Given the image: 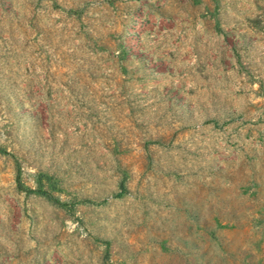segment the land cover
Returning <instances> with one entry per match:
<instances>
[{
    "label": "rangeland",
    "instance_id": "rangeland-1",
    "mask_svg": "<svg viewBox=\"0 0 264 264\" xmlns=\"http://www.w3.org/2000/svg\"><path fill=\"white\" fill-rule=\"evenodd\" d=\"M77 262L264 264V0H0V264Z\"/></svg>",
    "mask_w": 264,
    "mask_h": 264
},
{
    "label": "crops",
    "instance_id": "crops-1",
    "mask_svg": "<svg viewBox=\"0 0 264 264\" xmlns=\"http://www.w3.org/2000/svg\"><path fill=\"white\" fill-rule=\"evenodd\" d=\"M152 1V0H151ZM158 1H160V0H158ZM165 16V15H164ZM154 18L156 19V22L157 23H159V20L160 19H162V17L160 16V15H158V14H155L154 15ZM149 34H150V36H151V38L152 39H155V40H163V39H165V34H166V31L163 29L162 31L159 29V27L157 26L153 31H150L149 32ZM119 196V195H118ZM207 213L205 214V212H203V215L202 216H204V221L202 222L204 225L207 223V224H210V225H212V226H216V225H214V220L212 221L211 219L209 220V219H207L206 217H207ZM209 220V221H207V220ZM213 224H212V223ZM230 224V223H229ZM189 225H191V224H189ZM190 233L187 231V234H186V236H190L189 235ZM197 236H199V237H204V238H207L208 237V235H207V233L205 232V231H198V233L196 234ZM86 255L84 256L85 258H88V257H92L91 255H89V254H91V253H85ZM88 254V255H87ZM77 264H78V262H77Z\"/></svg>",
    "mask_w": 264,
    "mask_h": 264
},
{
    "label": "built area",
    "instance_id": "built-area-1",
    "mask_svg": "<svg viewBox=\"0 0 264 264\" xmlns=\"http://www.w3.org/2000/svg\"><path fill=\"white\" fill-rule=\"evenodd\" d=\"M130 35L133 37V36H136L135 35V32H132V33H130ZM135 39H136V37H135ZM137 43H140V45L141 44H143V41H142V39L140 40V41H138ZM125 50H126V52L129 54V53H131V47H128L127 45H126V48H125ZM132 56H133V54H132Z\"/></svg>",
    "mask_w": 264,
    "mask_h": 264
}]
</instances>
